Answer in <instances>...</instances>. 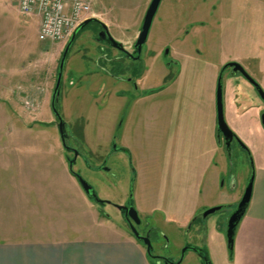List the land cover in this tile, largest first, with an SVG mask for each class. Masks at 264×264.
Here are the masks:
<instances>
[{"label":"rangeland","instance_id":"1","mask_svg":"<svg viewBox=\"0 0 264 264\" xmlns=\"http://www.w3.org/2000/svg\"><path fill=\"white\" fill-rule=\"evenodd\" d=\"M150 1L97 0L89 19L105 25L124 52L136 56L133 45ZM14 7V0H0V23L13 33L0 54L23 48L22 65L16 67L37 69L39 98H19L17 109L0 106V241L10 244L22 240V232L39 229L55 233L56 242L84 241L97 248L113 230L131 234L117 206H132L142 221L137 232L147 224L154 253L171 264H202L194 249L209 264H233L226 221L251 175L253 191L264 168V131L260 116L248 110L257 103L255 91L221 70L240 64L264 92V0H161L138 59L96 39L97 23L78 32L64 62L55 109L65 125L66 146L78 153L72 172L92 187L102 205L84 195L69 171L73 155L61 144L51 110L67 43L41 42L31 27L16 29L20 15ZM166 59L174 65L166 68ZM1 67L7 74L15 69ZM51 72L48 90L45 79ZM220 75L223 118L235 140L218 180L216 158L198 149L205 145L201 135L210 123L203 102L210 94L215 103ZM180 121L190 131L196 123L191 140L177 137ZM113 144L125 151H114ZM37 195L41 205L50 200L54 215L47 218L38 208ZM220 202L229 208L189 227L191 215ZM149 263L155 261L149 258Z\"/></svg>","mask_w":264,"mask_h":264},{"label":"crops","instance_id":"2","mask_svg":"<svg viewBox=\"0 0 264 264\" xmlns=\"http://www.w3.org/2000/svg\"><path fill=\"white\" fill-rule=\"evenodd\" d=\"M14 4L13 10L17 12V15H20L16 0H14ZM14 21L16 29L24 30L26 27H31L37 35L38 18L20 15ZM12 35L13 33H9L7 27L3 28L2 24L0 25L1 52L4 49L3 46L11 42ZM16 38L18 39V36ZM15 51L16 53L10 50L0 54V106L5 104V107L11 109L19 107V98L21 100L39 98V94H36L35 91V84L38 83L37 78H39L37 69L33 66L25 69L22 66L17 69V64H21L23 61V48ZM2 65H8L15 69L7 74L6 71H3ZM53 79L52 72L45 79L48 90H51L49 84L52 83ZM44 97L42 95L40 98L43 99ZM210 99L209 94L202 106L204 108L202 113L210 118V123L207 129L203 128L201 138L205 145L201 150L198 149V153L203 152L204 156L216 158L213 163L216 172L214 177L221 180V176L225 173L227 159L223 147L217 139L215 103L214 100L211 101ZM252 105L255 106L256 103H251L250 107ZM250 107L248 108L249 114L259 115L260 110L258 108ZM184 122L180 121L177 125L176 135L178 138L191 140V131L194 132L197 129L196 123L191 122L190 131L189 126ZM37 202L39 203L38 208H43L47 218L50 212L54 215V205L50 206V200H46V206L45 204L41 205L40 196L37 195ZM225 203L220 202L219 204ZM195 214L191 217L193 218ZM38 230H33L30 234L22 232L20 236L23 239L10 244L0 241V264H150L145 247L127 230L111 231V239L105 243H100L101 246H97V248L86 247L85 245H91V243L85 244L84 241H76L75 243L56 242L55 233L51 236L50 230H39L40 233ZM73 244L74 246L71 248ZM233 264H264V168H261L256 174L249 206L235 233Z\"/></svg>","mask_w":264,"mask_h":264},{"label":"water","instance_id":"3","mask_svg":"<svg viewBox=\"0 0 264 264\" xmlns=\"http://www.w3.org/2000/svg\"><path fill=\"white\" fill-rule=\"evenodd\" d=\"M161 0H151L147 10L144 14L143 20H142V25L140 28V32L137 36V39L133 45V48L136 52V57H134V59H138L140 54H141V50L142 47L144 46V44L146 43L148 34H149V30L151 28L152 25V21L153 18L157 12V9L159 7ZM89 23H97L100 26H102L103 30L105 31L106 34V38L109 40L111 46L115 49H118L120 51H124L123 47L121 46L120 43L115 42L108 34L107 32V28L105 25H103L101 22H99L96 19H89L86 20L85 22H83L71 35L70 39L68 40L59 64H58V70H57V75H56V81H55V86L52 92V97H51V110L54 114V116L56 117L58 123H57V128H58V132H59V136H60V141L61 144L63 146V148H67L66 143H65V132H64V122L62 120V118L60 117V115L58 114V112L55 109V103L57 100V96L59 94V88H60V84H61V78H62V71H63V67H64V62L65 59L67 57L68 51L75 39V37L77 36L78 32L80 30H82L86 25H88ZM168 54L167 50L164 53V56L166 57ZM227 67H232L234 70L233 71H239L243 76H245L248 80H250L251 82H253L244 72V70L242 69V67L238 64V63H228L226 66H224L223 69L227 68ZM253 84H255L253 82ZM255 86L257 87V85L255 84ZM258 93L261 97V99L264 102V92L259 88L258 89ZM216 111H217V129H216V135L217 138H219V136L221 135L223 137L224 140V146L227 152V155L229 157V153H230V149H231V144L233 139L235 140V136L234 134L229 130V128L227 127V125L225 124L224 118H223V112H222V97H221V75L218 78L217 81V88H216ZM262 127L264 129V119H262ZM77 157V154L75 153L74 157L72 160H68V169L70 172H72V166L73 163L75 161ZM73 173V172H72ZM74 174V173H73ZM74 177L77 181V183L79 184L81 190L83 191V193L85 194L86 197H88L89 199H93L95 203L97 204H101L103 203V201L98 200L97 196L94 193V190L92 189V187L86 182L84 181L79 175L74 174ZM252 186H253V175H251V177L249 178L247 187L245 188L244 194L241 198V200L239 201V203L237 204L236 208L234 210H232V212L229 214L227 221H226V229H225V238H226V243H227V251H228V255L229 258L232 257L233 254V244H234V237H235V233L237 230V227L240 223V221L242 220L244 214L247 211V208L249 206L250 203V199H251V193H252ZM223 208V206H217V207H213V208H209L208 210L204 211L203 213L200 214L202 219H205L207 216L212 215L218 211H220ZM117 209L121 212L124 213L125 217L127 218V220L129 221V227L131 230V233L133 234V236L138 240L141 241L143 243V245L146 247V252L147 255L151 254V250H152V246L149 242V239L147 237H142L140 236L137 231L135 230V225L139 224V217L137 212L134 210V208L132 206L130 207H123V206H117ZM188 249V247L184 248L182 250V254H181V258L184 254V252ZM194 251L198 254L201 251L198 249H194ZM202 264H209V262L203 258L202 260Z\"/></svg>","mask_w":264,"mask_h":264},{"label":"built area","instance_id":"4","mask_svg":"<svg viewBox=\"0 0 264 264\" xmlns=\"http://www.w3.org/2000/svg\"><path fill=\"white\" fill-rule=\"evenodd\" d=\"M97 0H16L22 17L39 19L37 38L41 42L63 43L92 16Z\"/></svg>","mask_w":264,"mask_h":264},{"label":"flooded vegetation","instance_id":"5","mask_svg":"<svg viewBox=\"0 0 264 264\" xmlns=\"http://www.w3.org/2000/svg\"><path fill=\"white\" fill-rule=\"evenodd\" d=\"M98 27L100 28V30H99V32H97L98 33V35H97V38L96 39H100V40H102V42H104V43H106V44H108L109 46H111V44H110V42H109V40L106 38V34H105V31L103 30V28H102V26H100V25H98ZM119 52L121 53V54H123L125 57H127V58H134V57H136V56H133V55H129V54H127L126 52H124V51H120L119 50ZM135 54V53H134ZM136 55V54H135ZM165 58H167V57H165ZM171 65H174L173 63H172V61H169V60H165V66H166V68H168V67H170ZM240 65V64H239ZM241 66V65H240ZM242 67V66H241ZM242 69L244 70V72L246 73V75L257 85V87L255 86V84H253V82H251L250 80H248L245 76H243L238 70L237 71H233L234 69L232 68V67H227V68H225V69H222L221 70V73L223 74L224 72H227L228 74H226L227 75V77L228 78H230V79H232V78H235V77H241V79L243 80V84L245 85V86H247V88H249L250 90L251 89H253V91H255L254 93H256L255 94V96L257 97V103H256V105L255 106H251L250 108H258L259 110H260V112H259V116H260V125H261V127H262V119H264V102H263V100L261 99V97H260V95H259V93H258V89L260 88L261 90H262V88L260 87V85H259V83L257 82V81H255L251 76H249V74L247 73V71H245V69L242 67ZM112 77H114L115 79H119V77H115V76H112ZM219 78V77H218ZM132 83V88H131V90H132V92H134V91H136V89H137V86H136V84H135V82H131ZM167 87V86H166ZM216 87H217V84H216ZM125 92V91H124ZM123 92V93H124ZM160 92H163V89H161L160 90ZM253 103H255L254 101H253ZM215 104H216V96H215ZM216 107V106H215ZM216 118H217V113H216ZM57 120V119H56ZM262 129H263V127H262ZM263 131H264V129H263ZM65 138H66V136H65ZM218 139V142H219V144H221L222 145V147H223V150H224V152H225V155H226V159H227V152H226V149H225V146H224V140H223V137L220 135L219 136V138H217ZM233 142H234V139H233V141H232V144H233ZM231 144V145H232ZM114 151H116V150H120V151H125L122 147H117L115 144H113V148H112ZM64 150H66L67 152H69V153H71L72 155H73V157H74V155H75V153L77 154V157H78V153L75 151V150H73V149H71V148H64ZM76 157V158H77ZM74 163H75V161H74ZM73 163V164H74ZM85 166H88L87 165V163H85ZM92 201H94L93 199H91ZM95 203V202H94ZM103 203H105V202H103ZM103 203H101V205L103 204ZM97 204V203H96ZM220 206H223V208L221 209V210H223V209H227V208H229L228 206H225V204H223V205H220ZM118 210V209H117ZM119 211V210H118ZM120 213H121V215H122V217H123V219H124V221H125V224L127 225V227H128V230L131 232V230H130V227H129V221L127 220V218L125 217V215H124V213L123 212H121V211H119ZM219 212V211H218ZM229 212L231 213L232 211L231 210H229ZM138 217H139V215H138ZM198 219H202L201 218V216L199 215V216H194L193 217V219H191V222H190V225H189V227H191V225H193L194 223H196L197 222V220ZM139 224L138 225H141V223H142V221L139 219ZM138 225H135V230H136V226H138ZM144 230L145 231H143V233H138L140 236H142V237H147L148 239H149V242H150V244H151V246H152V250H151V254L150 255H148V257L149 258H152L154 261H155V264H160V263H162V264H171L172 262L170 261V259H168V258H164V257H162V256H159V255H156L155 253H154V248H153V244L151 243V236H152V230L151 229H149L148 228V226H147V224H144ZM137 231V230H136ZM132 234V233H131ZM132 236H133V234H132ZM134 237V236H133ZM140 243H142L141 241H139ZM143 244V243H142ZM145 247V246H144ZM145 249H146V247H145ZM147 253V252H146ZM198 255L201 257V260H203L202 258H203V255H202V252H200V253H198ZM203 262V261H202Z\"/></svg>","mask_w":264,"mask_h":264},{"label":"trees","instance_id":"6","mask_svg":"<svg viewBox=\"0 0 264 264\" xmlns=\"http://www.w3.org/2000/svg\"><path fill=\"white\" fill-rule=\"evenodd\" d=\"M122 70V69H121ZM120 72V71H119ZM115 74H117V75H122L123 74V72L121 71V73H115Z\"/></svg>","mask_w":264,"mask_h":264}]
</instances>
